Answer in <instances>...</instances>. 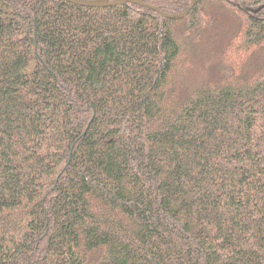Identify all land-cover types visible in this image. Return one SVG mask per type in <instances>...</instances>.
<instances>
[{
    "label": "trees",
    "instance_id": "trees-1",
    "mask_svg": "<svg viewBox=\"0 0 264 264\" xmlns=\"http://www.w3.org/2000/svg\"><path fill=\"white\" fill-rule=\"evenodd\" d=\"M0 264H264V0H0Z\"/></svg>",
    "mask_w": 264,
    "mask_h": 264
},
{
    "label": "rangeland",
    "instance_id": "rangeland-1",
    "mask_svg": "<svg viewBox=\"0 0 264 264\" xmlns=\"http://www.w3.org/2000/svg\"><path fill=\"white\" fill-rule=\"evenodd\" d=\"M224 45H221L218 39L206 32V35L200 41L199 46L197 47L196 45L195 57L192 59V63L188 68V78L190 77V80L195 81L196 83L203 79L213 81L227 75V70L230 74L232 71H241V69L244 68H250L252 70L253 65L258 62L259 53L250 57L243 66H240L243 62L242 61L233 66H228L227 64L226 67L223 66L222 68L220 63ZM226 62L229 63V61Z\"/></svg>",
    "mask_w": 264,
    "mask_h": 264
},
{
    "label": "water",
    "instance_id": "water-1",
    "mask_svg": "<svg viewBox=\"0 0 264 264\" xmlns=\"http://www.w3.org/2000/svg\"><path fill=\"white\" fill-rule=\"evenodd\" d=\"M72 3L82 5V6H92V7H106L109 5H120V4H125V3H133L137 5H142L145 7L153 8L157 10L160 14H162L164 17H169V18H183L187 16L189 13L190 9L194 6L196 0H192V4L190 8L182 13V14H166L161 12L160 10L156 9L154 6H151L146 3V0H68ZM71 160V157H70Z\"/></svg>",
    "mask_w": 264,
    "mask_h": 264
}]
</instances>
